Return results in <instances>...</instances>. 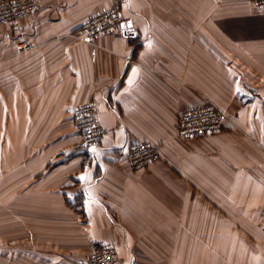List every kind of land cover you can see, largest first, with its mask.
<instances>
[{
  "label": "crops",
  "instance_id": "0c3cea01",
  "mask_svg": "<svg viewBox=\"0 0 264 264\" xmlns=\"http://www.w3.org/2000/svg\"><path fill=\"white\" fill-rule=\"evenodd\" d=\"M112 5L128 17L119 33L73 34ZM205 101L226 114L222 130L179 137V111ZM85 102L105 129L94 149L73 128ZM144 140L160 158L132 170ZM0 154L6 172L24 154L21 214L0 192L24 242L0 237V264H88L95 241L119 264H264V12L250 0H37L20 29L0 24Z\"/></svg>",
  "mask_w": 264,
  "mask_h": 264
},
{
  "label": "built area",
  "instance_id": "2783aa9c",
  "mask_svg": "<svg viewBox=\"0 0 264 264\" xmlns=\"http://www.w3.org/2000/svg\"><path fill=\"white\" fill-rule=\"evenodd\" d=\"M253 6L264 12V0H250ZM37 8V0H4L0 1V24L21 28L24 18L33 14ZM128 22L118 5H112L85 19L73 34L88 43H94L101 36L116 34ZM30 47L21 39L19 49ZM226 114L211 101L184 108L179 111L177 119V135L181 138L196 139L204 135L215 134L223 128ZM73 128L78 137V144L86 148H96L101 144L105 129L98 120V110L94 102L77 105L73 112ZM160 158L159 147L148 141H140L129 148L127 161L132 170ZM264 231V214L262 217ZM88 264H119V255L113 244L102 241L92 242L85 256Z\"/></svg>",
  "mask_w": 264,
  "mask_h": 264
},
{
  "label": "rangeland",
  "instance_id": "374dc122",
  "mask_svg": "<svg viewBox=\"0 0 264 264\" xmlns=\"http://www.w3.org/2000/svg\"><path fill=\"white\" fill-rule=\"evenodd\" d=\"M18 139L24 144V137ZM3 156H5V154H0V158ZM8 170L9 171L6 172L4 168H0V192H3V194L7 192L6 197L2 195L4 200L1 201V203L4 205L8 203L13 204L12 213L13 218H15L17 214H21L22 209L20 208V204H24L22 201L24 198V154L16 158L14 167ZM6 221L8 220L0 217V237L5 239V242L15 244L13 246L16 247V243L24 242V228L20 224H12L5 227Z\"/></svg>",
  "mask_w": 264,
  "mask_h": 264
},
{
  "label": "snow or ice",
  "instance_id": "6c2138e0",
  "mask_svg": "<svg viewBox=\"0 0 264 264\" xmlns=\"http://www.w3.org/2000/svg\"><path fill=\"white\" fill-rule=\"evenodd\" d=\"M85 177L84 176H81V179H84Z\"/></svg>",
  "mask_w": 264,
  "mask_h": 264
}]
</instances>
